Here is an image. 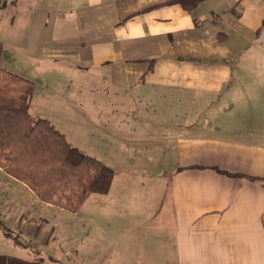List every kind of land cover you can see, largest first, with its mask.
Returning <instances> with one entry per match:
<instances>
[{"label":"crops","instance_id":"crops-1","mask_svg":"<svg viewBox=\"0 0 264 264\" xmlns=\"http://www.w3.org/2000/svg\"><path fill=\"white\" fill-rule=\"evenodd\" d=\"M177 1L3 0L2 65L34 118L67 103L133 164L112 166V212L141 218L113 222L114 264H264V0ZM55 207L0 167V221L37 245L16 261L49 264Z\"/></svg>","mask_w":264,"mask_h":264},{"label":"trees","instance_id":"trees-1","mask_svg":"<svg viewBox=\"0 0 264 264\" xmlns=\"http://www.w3.org/2000/svg\"><path fill=\"white\" fill-rule=\"evenodd\" d=\"M201 1L177 2L191 9ZM3 6L0 0V12ZM4 56L5 49L0 43V167L42 202L66 212H78L92 194H108L115 176L113 169L69 144L48 120L31 115L35 85L6 70L2 65ZM0 228L6 237L13 238L1 221ZM13 239L16 245L37 248L35 243ZM10 263L6 257H0V264Z\"/></svg>","mask_w":264,"mask_h":264},{"label":"rangeland","instance_id":"rangeland-1","mask_svg":"<svg viewBox=\"0 0 264 264\" xmlns=\"http://www.w3.org/2000/svg\"><path fill=\"white\" fill-rule=\"evenodd\" d=\"M6 51L9 53V56H12L11 49H6ZM5 61H7V58ZM74 89L75 86L73 85L65 87L67 96H73L71 99H75L74 96H77V92ZM75 100L81 102L77 98ZM65 102H68V100L66 99ZM32 106L35 114H37V111L41 112L39 114V116H42L41 118L48 120L51 124L57 123L66 132L73 145L76 146L75 148L80 151L83 150L82 152L86 155L100 160L111 169H113L112 166L115 168L122 166L126 169L133 167V164H129L126 159H123L122 155H114V148L111 146L114 140L109 137L110 132L107 131L106 123L104 126L102 125L103 129L86 121L85 131H80L82 130V126L81 128L79 127L81 118L78 114L76 115L68 109V107H72L68 106L67 103L57 101L53 105L52 101L35 98ZM108 127L110 126L108 125ZM62 134L64 133L62 132ZM111 206L110 193L105 195L92 194L76 213L61 211L56 207L54 210L48 209L43 212L41 216L48 221L51 230L53 229V238H56L58 241L55 244H52L50 241L48 245L39 247L44 252L43 255L49 261L48 263L114 264L111 238L119 233H117L116 228L113 229V222L125 220V222L133 223L140 222L141 218L135 221H132L131 218L127 220L129 212L124 211L115 214L112 212ZM40 224L44 226L42 221H40ZM8 229L13 238L18 237V234L14 231L15 229L13 230L10 227ZM119 231L120 229L118 228ZM13 238H10L13 242L6 241L7 244L0 243V254L6 255L4 257L11 261L10 264L17 263L14 257L19 258L18 256H21V259L29 260L30 252L20 246L14 248L17 245L14 244ZM42 261L38 259V262H41V264ZM137 263L138 261H134V263L129 262V264Z\"/></svg>","mask_w":264,"mask_h":264}]
</instances>
